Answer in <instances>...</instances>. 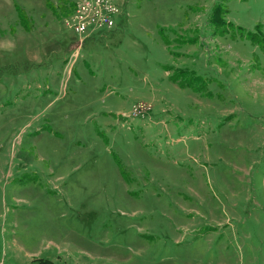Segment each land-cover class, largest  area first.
<instances>
[{
  "label": "rangeland",
  "instance_id": "1",
  "mask_svg": "<svg viewBox=\"0 0 264 264\" xmlns=\"http://www.w3.org/2000/svg\"><path fill=\"white\" fill-rule=\"evenodd\" d=\"M109 1L0 0V264H264V0Z\"/></svg>",
  "mask_w": 264,
  "mask_h": 264
},
{
  "label": "built area",
  "instance_id": "2",
  "mask_svg": "<svg viewBox=\"0 0 264 264\" xmlns=\"http://www.w3.org/2000/svg\"><path fill=\"white\" fill-rule=\"evenodd\" d=\"M119 10L109 0H81L69 25L79 36H89L97 30L111 28Z\"/></svg>",
  "mask_w": 264,
  "mask_h": 264
},
{
  "label": "trees",
  "instance_id": "3",
  "mask_svg": "<svg viewBox=\"0 0 264 264\" xmlns=\"http://www.w3.org/2000/svg\"><path fill=\"white\" fill-rule=\"evenodd\" d=\"M258 30H259V27H257V32H259ZM41 264H50V262H48V261H44V262H42Z\"/></svg>",
  "mask_w": 264,
  "mask_h": 264
},
{
  "label": "crops",
  "instance_id": "4",
  "mask_svg": "<svg viewBox=\"0 0 264 264\" xmlns=\"http://www.w3.org/2000/svg\"><path fill=\"white\" fill-rule=\"evenodd\" d=\"M75 49H78V48H75ZM74 56H75V57L77 56V51H75Z\"/></svg>",
  "mask_w": 264,
  "mask_h": 264
}]
</instances>
